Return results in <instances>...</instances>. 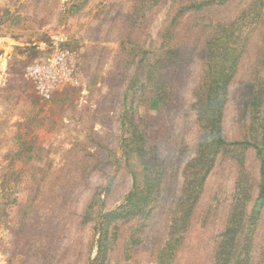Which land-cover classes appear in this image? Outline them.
I'll list each match as a JSON object with an SVG mask.
<instances>
[{"label":"rangeland","instance_id":"1","mask_svg":"<svg viewBox=\"0 0 264 264\" xmlns=\"http://www.w3.org/2000/svg\"><path fill=\"white\" fill-rule=\"evenodd\" d=\"M190 1L0 0V264H88L97 255L103 217L142 185L143 168L129 141L132 122L148 129L146 140L168 176L138 233L142 241L128 251L121 241L112 264H156L183 196L186 166L204 134L196 103L207 69L197 21L204 14L232 17L250 3L232 0L199 16L181 14ZM177 14L182 42L173 48L163 36ZM62 36L73 74L44 100L24 69ZM249 40L224 116L230 142L244 140L240 126L249 116L240 88L257 80V40ZM159 77L170 89L168 105L152 109L138 101L140 85L150 81L155 88ZM234 149L215 159L175 264H210L233 218L239 184L251 199L234 215L252 206L259 162L253 149ZM138 228L134 220L123 230ZM252 236L249 264H264V206Z\"/></svg>","mask_w":264,"mask_h":264},{"label":"trees","instance_id":"2","mask_svg":"<svg viewBox=\"0 0 264 264\" xmlns=\"http://www.w3.org/2000/svg\"><path fill=\"white\" fill-rule=\"evenodd\" d=\"M230 1L232 0H192L188 8L180 12L182 14L187 10H193L191 14L199 16L201 14L197 13L206 8L223 7ZM261 1L250 0L243 12L232 17L218 19L212 14L208 16L204 14V18L197 21V34L203 37V43L205 41L203 58L207 69L205 80L199 87L200 92L196 103L200 118H204V134L198 140L195 159L186 166L188 178L182 190L183 196L170 222L169 236L156 254V264L176 263V253L185 241L188 221L201 199L215 159L227 152L229 147H233V150L234 148L254 150L259 162L254 183L256 196L252 198L253 204L245 213L239 212L234 215L239 206H244L245 210L246 201L251 199L250 195L244 194L242 184L238 185L236 203L232 206V208L235 207L233 218L224 232V238L217 243V251L210 264H249L253 254V228L259 210L264 206V12L261 9ZM179 15L171 19L163 36L165 38L163 44L168 40L173 48L178 47L182 42L180 33L177 32ZM247 32L250 35H247ZM176 35L177 38H175ZM252 37L257 40L255 42L257 50L252 55L256 62L253 70L257 74V80L255 85L253 81H250L240 88L247 99L245 111L249 116L240 126L244 140L230 142L223 135L228 95L230 88L234 85L233 81L240 61L244 53L246 54L249 38ZM164 53L169 54V50ZM177 54L175 52L171 57ZM161 59L164 60V57ZM154 70L155 67L151 65L150 73ZM162 80L160 83L161 77H159V80L155 81L157 82L155 88L152 89L150 81L146 86L141 84L140 88L142 86L143 89L140 91L138 101L152 109H158L160 103L167 106L170 89L168 86L165 87L167 81L164 77ZM131 125L132 136L129 141L132 145L131 149L136 153L143 168L142 185L130 192L125 204L105 214L99 225L97 255L90 259L88 264H112L114 253L121 241L127 244V251L129 247L137 246L142 241L143 236H139L138 233L142 231V227L161 197L162 188L168 176L167 167L161 164L156 147L148 144L146 140L148 129L144 131L135 122ZM134 220L140 222V228L125 233L123 228Z\"/></svg>","mask_w":264,"mask_h":264},{"label":"built area","instance_id":"3","mask_svg":"<svg viewBox=\"0 0 264 264\" xmlns=\"http://www.w3.org/2000/svg\"><path fill=\"white\" fill-rule=\"evenodd\" d=\"M73 54L64 36L56 38L50 51L40 60L25 66V74L33 83L38 95L49 100L59 87L73 74Z\"/></svg>","mask_w":264,"mask_h":264}]
</instances>
